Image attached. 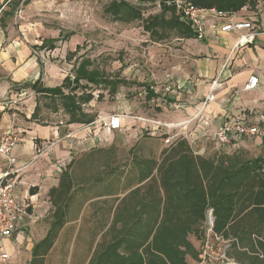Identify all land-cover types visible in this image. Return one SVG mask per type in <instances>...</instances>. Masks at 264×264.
Segmentation results:
<instances>
[{
	"label": "trees",
	"instance_id": "16d2710c",
	"mask_svg": "<svg viewBox=\"0 0 264 264\" xmlns=\"http://www.w3.org/2000/svg\"><path fill=\"white\" fill-rule=\"evenodd\" d=\"M132 1L135 0H112L108 13L115 20L144 21L143 10ZM151 1L158 2L161 11L144 21V29L151 36L164 39L173 30L180 38H194L191 27L181 19L176 0ZM188 1L199 7L236 13L258 0ZM8 5L17 8L20 1L10 0ZM35 48L55 49V43L48 40ZM91 66L90 61L81 63L74 68V77L68 76L59 87L48 88L37 82L33 89L59 99L70 124H90L95 118L88 116L83 107L95 99L93 88L115 95L121 86L129 85L125 80L91 70ZM145 89L150 98L158 97L151 86ZM101 99L103 93L98 96ZM92 151L105 154L103 171L77 178L72 167L81 170L84 162L76 161L66 167L59 185L50 190L53 222L45 239L34 247V264L35 258L45 257L52 249L66 224L71 204L83 206L90 199L95 200L92 205L99 211L100 228L108 225L111 213L113 217L88 264L200 263V251L190 238L195 236L205 242L209 210L214 218V234L228 243L229 259L236 264H264L263 158L200 155L183 138L166 146L158 158L146 157L134 146L130 149L132 160L123 167L115 145ZM110 196L113 198L106 199Z\"/></svg>",
	"mask_w": 264,
	"mask_h": 264
},
{
	"label": "rangeland",
	"instance_id": "374dc122",
	"mask_svg": "<svg viewBox=\"0 0 264 264\" xmlns=\"http://www.w3.org/2000/svg\"><path fill=\"white\" fill-rule=\"evenodd\" d=\"M13 1H20L19 7H9L10 0H0V54H7L1 58L8 59V51H33V58L38 68L43 69V79L47 78L48 83L55 81L57 72L60 79L68 75L73 77L74 67L85 61L91 62V70L129 83L128 86H121L115 95L108 94V90L102 88H93L95 100L85 107L87 113L96 118L95 130H99L97 149L104 151L115 145L122 167L132 160L130 149L134 146L142 155L158 158L166 149L165 139L173 133L170 125L178 124V128L182 129V123H188L187 130H183L186 136L183 137L200 155L220 153L235 155L242 160L264 159V142L262 144L260 140L231 141L223 146L206 140L205 133L214 131L225 122L217 124L214 123L215 119L213 122L203 121L199 131L193 133L189 126L195 120L183 122L187 116L185 109L188 106L195 108L202 102L200 98L204 97H195L199 91L196 84L200 80V69L196 65L204 57L197 53L196 44L180 38L176 31L170 30L166 38L158 39L144 29V21L148 17L160 14L158 2L132 1L133 5L143 10L144 21L135 19L128 22L115 20L108 13L107 8L112 0ZM167 18L170 16L167 15ZM48 40L54 41L55 49L35 48ZM41 84L44 85V82ZM212 84L207 81L203 87L207 89ZM149 86L158 98L148 96L145 87ZM27 91L24 97L33 95L31 90ZM100 93H103V99L98 100ZM241 103L243 108L256 107L253 108L255 111L264 114V86L248 101L242 98ZM52 109H48L46 114L54 113ZM114 115L122 117L124 127L110 133L106 125ZM249 115L242 119L255 125L253 115ZM68 119L62 115L53 116L49 123L66 124ZM211 123L216 127H211ZM258 124L264 127V123ZM105 159L104 153L94 154L92 150H84L78 152L68 164L84 162L81 170L73 166L72 171L77 178L78 175L89 177L99 169L103 171ZM190 239L201 252L204 242L195 236ZM216 252L214 248L208 250L212 258ZM191 264L199 263L191 261Z\"/></svg>",
	"mask_w": 264,
	"mask_h": 264
},
{
	"label": "crops",
	"instance_id": "0c3cea01",
	"mask_svg": "<svg viewBox=\"0 0 264 264\" xmlns=\"http://www.w3.org/2000/svg\"><path fill=\"white\" fill-rule=\"evenodd\" d=\"M236 13L239 21L248 18L255 20L254 31L244 33L248 39L244 44H239L241 34H220L216 31L219 20L213 16L207 19L204 37L199 38L192 31L194 38L186 39L196 44L197 53L204 57L196 65L200 69V80L196 84L199 91L195 95L196 98L204 97L200 98L202 102L195 108L188 106L185 109L187 116L183 122L195 120L189 126L191 133L199 131L198 128L206 120L213 122L215 119L214 123L220 124L248 118L251 116L249 114L253 115L255 123H264V114L255 111L253 108L256 107L246 109L241 106L242 98L248 101L264 86V1L248 3ZM33 60V51H8V59H0V138L9 131L20 134V143L14 156L17 159L15 167L21 171L13 175L12 179L16 181V199L25 205L28 213L14 236L0 243V247L10 255L6 264H34V247L45 239L53 222L50 190L59 185L61 173L78 152L97 149L96 143L99 142V130H95L96 118L87 113V105L83 107L84 112L95 118L90 124H70L69 119L66 124L49 123L53 116L68 115L59 99L37 93L33 84L44 82V87L55 88L71 75L60 79L57 72L55 81L48 83L47 78L43 79V69L40 70L37 61ZM40 66L43 68V65ZM252 75L259 77L261 86L255 91H245L244 87ZM207 81L213 83L207 86L209 89L203 87ZM27 90H31L33 95L24 97L29 92ZM209 98L212 100L207 101ZM51 108L54 113L46 114ZM121 122L123 128L122 117ZM106 127L107 132H115ZM211 127L216 126L213 124ZM8 169L7 161L0 157V174ZM94 201L90 199L83 206L71 204L66 224L58 233L52 249L45 257L35 258V264L90 262L113 217L111 213L108 225L100 228V215L96 206L92 205Z\"/></svg>",
	"mask_w": 264,
	"mask_h": 264
},
{
	"label": "built area",
	"instance_id": "2783aa9c",
	"mask_svg": "<svg viewBox=\"0 0 264 264\" xmlns=\"http://www.w3.org/2000/svg\"><path fill=\"white\" fill-rule=\"evenodd\" d=\"M176 5L180 13H182V21L186 22L199 38L204 37L206 33V22L209 16H213L219 20L216 31L220 34H241L240 43L246 42L247 36L244 33L254 31L255 20L248 18L245 20H237V13H223L215 8L199 7L188 0H176ZM245 10V9H244ZM261 86L258 76L249 77L244 87L245 91H255ZM208 99L207 101H211ZM108 128L112 131H118L122 128L121 117L118 115L111 116ZM172 134L165 139L166 146L171 145L178 139H186L183 136V130H187L188 123H182L179 129L178 124H172ZM207 141H213L217 145H228L231 141L241 142L243 140H260L264 142V127L249 124L243 119L232 120L223 123L212 132L204 134ZM187 140V139H186ZM188 141V140H187ZM20 143V134L16 131H9L0 138V157H4L9 165V169L0 174V243L14 236L18 228L21 226L27 216L25 205L21 204L15 196V182L12 176L19 174L21 169L15 167L17 159L14 151ZM214 218L212 210L207 213L206 232L207 237L203 244V250L200 252L199 264H236L233 260L226 256L228 243L213 232ZM216 250L215 257H211L208 250ZM10 259L7 251L0 247V264H6Z\"/></svg>",
	"mask_w": 264,
	"mask_h": 264
}]
</instances>
